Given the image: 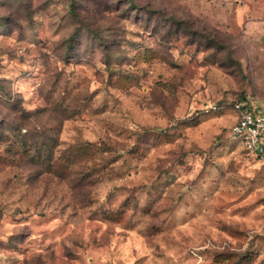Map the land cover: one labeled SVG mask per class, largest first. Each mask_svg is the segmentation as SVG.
<instances>
[{"label": "rangeland", "instance_id": "1", "mask_svg": "<svg viewBox=\"0 0 264 264\" xmlns=\"http://www.w3.org/2000/svg\"><path fill=\"white\" fill-rule=\"evenodd\" d=\"M241 103L264 0H0V264H264Z\"/></svg>", "mask_w": 264, "mask_h": 264}, {"label": "built area", "instance_id": "2", "mask_svg": "<svg viewBox=\"0 0 264 264\" xmlns=\"http://www.w3.org/2000/svg\"><path fill=\"white\" fill-rule=\"evenodd\" d=\"M238 121L230 135L239 140L247 151L264 160V109H250L237 104Z\"/></svg>", "mask_w": 264, "mask_h": 264}, {"label": "trees", "instance_id": "3", "mask_svg": "<svg viewBox=\"0 0 264 264\" xmlns=\"http://www.w3.org/2000/svg\"><path fill=\"white\" fill-rule=\"evenodd\" d=\"M241 104H243V105H245L246 107H249L250 109H252L250 106H248V104H245V103H241ZM20 146H21V147H25V142L20 143Z\"/></svg>", "mask_w": 264, "mask_h": 264}]
</instances>
